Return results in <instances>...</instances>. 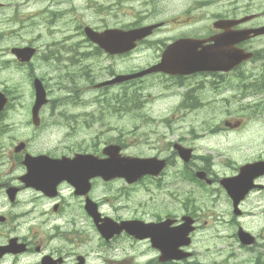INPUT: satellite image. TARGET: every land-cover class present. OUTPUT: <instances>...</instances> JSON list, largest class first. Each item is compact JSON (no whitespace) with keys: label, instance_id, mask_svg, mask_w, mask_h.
Returning a JSON list of instances; mask_svg holds the SVG:
<instances>
[{"label":"flooded vegetation","instance_id":"obj_1","mask_svg":"<svg viewBox=\"0 0 264 264\" xmlns=\"http://www.w3.org/2000/svg\"><path fill=\"white\" fill-rule=\"evenodd\" d=\"M226 2L228 7L225 6ZM0 3V13H4L8 3L3 0H0ZM198 3L195 9L201 17L193 23L189 22L188 26L185 22L177 25L184 28L180 33L167 37L168 43L185 37L200 39L203 43L196 48V51L202 52L206 46L212 44V36L223 32L221 28H218V21L236 19L242 15V6H238V0H204L203 5H200L201 1ZM28 4L29 0H26L21 5L28 6ZM19 6L20 4L15 6L16 13L19 12ZM13 8L14 5L12 10ZM202 8L204 10H201ZM211 8L214 10L212 11ZM51 12L59 14V17L63 13L60 4L48 6L43 16L49 27L55 23L51 18ZM190 18V16L186 17L188 20ZM6 20L8 23L13 21L11 17H7ZM162 22L163 26L160 29L170 25L171 19ZM39 23L34 22L33 25L36 26ZM174 23L172 19V24ZM30 24L25 25L24 28ZM132 25L137 26L135 23ZM134 26L131 27L134 28ZM240 28L242 25L235 27V29ZM77 30L82 31L81 24ZM250 41L240 43L237 47L246 50L254 49L249 44ZM40 45L25 43L11 46L8 53L12 59L6 58L4 50H0V71L3 68H10L12 75L17 76L23 73L27 77L24 84H18L14 88L3 85V81L0 80V91L7 98L5 107L0 112V264H84L85 258L81 252L85 243L83 218L92 224L87 214L89 202L94 201L101 210L104 203L113 204L121 194L115 190L113 180L103 181L100 178H92L88 190L85 191L86 185L82 182L83 172L88 175L90 168L86 165L83 171L82 164H77V157L74 161L77 154L83 153L80 139L82 138L83 113L81 111L72 113L67 106L70 107L68 100L78 98L82 87L72 85L71 80L67 83L66 66L62 64L68 62L70 64L73 61L69 59L66 62V55L70 57L75 50L76 65L77 60H81V57L77 59V48L81 45L69 46L66 43L58 45L56 41H53L46 45L39 58ZM68 46L70 51L65 53ZM88 46L98 47L93 44ZM158 46L163 48V51L166 43L158 44ZM16 48H29L32 51H24L20 54L15 51ZM211 57L215 59L213 62ZM216 57L217 54H209L207 58L199 60L194 64L195 70L190 74H186L187 68L183 67L174 71V74L157 73L154 76V82L151 85H154L156 97L163 104L164 112L157 120L158 122L148 119L142 126L148 124L147 133L150 135L156 133V130H160L161 134L155 138L158 145L151 146L149 152L141 151L137 155L162 159L165 169L160 176L154 177L147 174L142 176L139 182L148 179L158 180L162 175L173 174L178 177L181 172L183 176L191 180L192 187L194 186L192 191L196 195L200 196L202 189L205 191L208 201L210 198L212 202L211 208L220 206V202L221 205L225 203L231 226L237 224L236 227H238L240 224L235 221L232 200L225 194L219 182L220 177L235 175L236 167L224 166L219 160H211L206 155L207 150H202L195 144L197 139L192 142L189 134H178L179 127H188V131L192 132L194 127L200 126L208 129V134H204L203 138L211 133L210 137L222 134L225 139L228 134L233 135L242 131L244 118L225 119L223 123L209 126L179 122V115H193L205 111L210 104V99H226L228 93L238 94L239 87L247 86L243 82H254L259 78L257 60H245L227 70L226 66H221V64H227V61ZM39 61L50 64V67L59 75L36 76L35 62ZM37 78L40 82L39 87L42 86L44 89V102L36 108ZM67 86H70L69 89ZM84 88L94 89L95 85L92 83ZM25 91L28 93L30 91L27 97ZM84 119L91 122L87 127L95 121L93 115ZM259 131L255 129L254 134ZM255 136L257 137L258 134ZM71 141H76L75 145H72ZM179 145L191 149L189 151L191 158L188 162L182 160L181 156L184 158L186 153L179 149ZM125 146L129 147L126 144ZM208 152L211 151L208 150ZM254 160H264V155ZM179 164L181 169L178 167ZM170 168L174 170L169 173ZM227 170L228 172H223ZM199 171L201 175L197 176ZM256 181L261 186L254 191L255 195L264 191V176L257 178ZM76 184L80 186L77 188ZM99 187L106 193L99 196L97 193ZM161 188L158 185V189ZM259 201L257 198L256 203L258 204ZM259 208L261 213H264V204L256 206V214ZM206 210H208L207 207ZM136 212L139 214L129 218H145L141 216L145 214L141 208H138ZM188 213L196 222L197 215L194 209ZM116 219L120 220L118 217ZM119 238L128 239L132 244L139 243L124 234L112 237L108 243ZM205 249L206 247L197 246L199 253H205ZM79 257H82V262Z\"/></svg>","mask_w":264,"mask_h":264},{"label":"rangeland","instance_id":"obj_2","mask_svg":"<svg viewBox=\"0 0 264 264\" xmlns=\"http://www.w3.org/2000/svg\"><path fill=\"white\" fill-rule=\"evenodd\" d=\"M7 1L12 6L14 5V7L20 4L18 13L13 10L11 11V9H6L5 13H0V50H4L6 58L10 57V59H12V56L8 53V49L16 44H41L39 58L43 54V49L46 45L51 44L53 41H56L58 45L63 43H77L81 45V49L84 50L86 45L85 37L83 36L84 34L81 35L76 28L78 22H82L83 26L88 25L93 28H99L104 24L111 27H121L122 25L135 23L137 26H140L163 20L167 21L171 19L172 21L173 19L175 22L174 24L171 23L170 25L159 29V32L152 36L148 43L141 45L140 48H137L128 58L121 59V62L118 64H112L111 60L104 56L93 57L91 60H83V63H88L89 66L91 65L90 73L94 78H91L90 81L95 82L107 78L111 71L124 69L129 71L155 62L161 53V48L157 45L159 41L163 42L167 37L180 33L183 29L177 27V25L183 22L187 23V16L201 17L200 13H194L192 15L185 14L186 11L195 12L197 9L195 10L194 6L200 0H64L66 1V4L61 5L63 11L62 15L56 18L52 27H49L43 16V11L46 9L44 4L50 2V5H53L55 4L53 0H29L28 6L21 5L22 2H25L26 0ZM225 6L228 7L227 2ZM238 6H242L243 15L252 13L258 15L254 22L255 24H264V0H238ZM211 10L213 11L214 9L211 8ZM181 13L184 14L180 15ZM12 15L13 27L12 23H8L6 20L7 17H11ZM36 19L39 20L40 23L34 26L33 23ZM27 24L30 25L27 28H24ZM42 45H44L43 48ZM255 45L258 48L264 49V36L257 39ZM85 51L89 52L88 49ZM35 64L37 65L36 69H34V74L38 77L42 76L41 74L52 76L59 75L56 70L50 67V64L44 61L35 62ZM10 70V68H3L0 71V80L3 81V85L14 88L18 84L25 83L21 78L20 73L17 76H14ZM112 90L113 89H110L109 92ZM20 92H22L21 87ZM25 93L27 97L30 91L29 93L28 91H25ZM89 95H94V93ZM228 98L231 100V104L228 108L219 110L216 108L218 106V101L211 102L205 111H202L199 115L189 117L187 120L183 121V123L192 122L193 124H204L205 126H209L220 122L225 116H230L226 119L231 120L236 118L240 119L243 116L247 117V120L249 119V123L243 128L242 133L240 134L241 136L234 137V134H228L224 139L222 135H214L212 137H210V135L207 138L198 139L195 144L203 147L207 151H212V155L216 156L224 153L226 157L238 160L240 163L264 155V114H261L264 113V92L249 99H239V97L235 99L233 96H229ZM69 105L70 107L67 106V108L71 111L85 109V106L74 107L72 104ZM88 109H90V107H88ZM226 109H228V111ZM229 111L231 114L228 113V115H226ZM153 113L155 114V112ZM155 117H161V114H156ZM134 123L135 122L132 119H129V115H114L105 126L98 127L95 123L92 127L93 131L90 133H88L89 130L83 125L81 133L82 138H80L82 150L96 152L98 149L99 151L104 145L116 140L118 136L120 138L125 137L124 135L122 136V134L120 135L119 131L124 133L125 130L131 129L134 126ZM136 124L140 129L136 134L141 136V141L133 140L131 150L137 153L141 151H151V146L158 145V143L155 142V138L161 134L159 132L160 130H156V133L150 135L147 133L149 130L148 124L142 126L139 121ZM196 129L200 131L203 127H197ZM204 129V131H206L207 127H204ZM252 129H263L262 136L260 138H255ZM179 131L180 134L187 133L185 130ZM75 143L76 141H71L72 145H75ZM217 158L215 157L214 160L217 161ZM165 177L163 184L169 185L173 178L171 175ZM161 179L162 178L158 181ZM156 182L157 181L147 180L134 187H130L129 195H123L124 192L120 190L122 189V182L118 180L114 183V187L117 192H120L121 196L116 198L113 204L104 203L103 206H101L103 214L109 215L114 219H116V217L113 215H120L123 218H129L139 214L136 212V209L141 208L145 213L141 216H144L145 218H152L157 214H168L169 212L180 215L182 209L180 208L179 203L170 198L165 189L161 191L156 190L153 187ZM168 188L170 189L173 187H170L169 185ZM177 188H179V194H184L188 189L186 185L180 182ZM149 189L151 190V193L149 194H153L155 197L154 202L147 200V197H143L144 194L148 193L146 190ZM174 190H176V188H174ZM97 193L101 196L105 194L106 191L99 187ZM202 196L203 195L198 197L197 205L203 206L202 210H204L203 214H205L207 211H205L204 208L208 202L206 201V198ZM181 197L182 196H180V199ZM223 210L225 211L224 208ZM205 219L206 216H202L200 224L204 227H200L197 230L195 234V242L200 247L209 246L211 248V261L222 260L224 257L221 254H218L215 249L216 247L218 248L226 244L219 242L220 240L216 241V238L212 236L213 227L212 229L207 228L209 226L205 227L206 225H210L211 222H208ZM213 225H215L216 229H219V223H214ZM243 225L245 229L253 234L264 230V224L261 225L254 218L244 220ZM83 233L85 236L83 253H89V256L92 259L95 257L99 259L96 261L90 260V263L102 264L103 258H128L132 261V254L135 253L138 248L136 244H131L130 240L123 238L114 241L113 246L117 248L113 247L111 249L108 246L102 245L97 231L85 218H83ZM150 256H152L150 251L143 250L139 259H144L146 261ZM247 257H251L250 252H246L245 259ZM239 259L240 258L236 260ZM113 264L117 263L115 262ZM224 264L239 263H235L232 260H225Z\"/></svg>","mask_w":264,"mask_h":264},{"label":"water","instance_id":"obj_3","mask_svg":"<svg viewBox=\"0 0 264 264\" xmlns=\"http://www.w3.org/2000/svg\"><path fill=\"white\" fill-rule=\"evenodd\" d=\"M247 20V18L243 19ZM229 26V25H227ZM154 26H147L142 28H137L133 30L128 31H121V30H106L102 33L95 32L91 28H86V34L87 36L94 42L99 43L102 47H104L107 51L114 53L116 52V47L118 51H126L130 50L135 46L136 41L141 40L142 38L149 35L152 31ZM253 33L256 34H262L264 33V27L258 28V29H249V30H243L239 31L235 34H233L232 37H230V45H232L234 42L245 39L248 35ZM229 36V35H228ZM185 50L186 54L185 56L178 57L180 60L184 61L187 59L186 56H190V49H191V42L190 41H179L175 42L174 44L167 47L163 54V59H165L166 62L173 61L175 58L173 56V51L175 50ZM160 67V65L153 66L150 70H156ZM142 72L136 73L131 76H138L141 75ZM129 77V76H127ZM106 151L112 155L115 156V153L112 152V149L108 148ZM131 168L133 169L135 166H140L141 164L138 163V160L130 163ZM97 167L98 172L105 176L106 178L114 177V176H121L123 175V167L120 160L117 158L112 160H98L97 161ZM246 169L245 167L243 170ZM244 176H242L243 179ZM235 182L229 183V186H235ZM246 192V189L242 190L239 194V197H242L243 194ZM149 226V225H148ZM159 226H153L149 227L151 231H154L155 233L159 232L158 229Z\"/></svg>","mask_w":264,"mask_h":264}]
</instances>
